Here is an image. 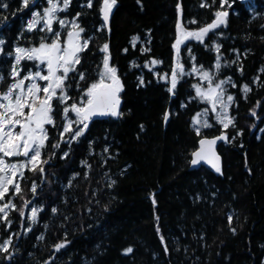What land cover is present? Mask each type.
<instances>
[{
    "label": "trees",
    "instance_id": "16d2710c",
    "mask_svg": "<svg viewBox=\"0 0 264 264\" xmlns=\"http://www.w3.org/2000/svg\"><path fill=\"white\" fill-rule=\"evenodd\" d=\"M32 1L0 0L1 89L15 48L57 29V19L29 27ZM63 1L59 16L78 22L86 45L64 82L68 100L53 98L37 161L4 193L0 264H264V117L254 116L264 114V0H113L109 29L106 0ZM225 9L176 57L179 17L211 25ZM218 56L233 121L198 130L192 119L208 104L195 96L191 58L211 68ZM105 66L119 112L67 127L65 110ZM220 134L221 167L191 169L198 140Z\"/></svg>",
    "mask_w": 264,
    "mask_h": 264
},
{
    "label": "rangeland",
    "instance_id": "374dc122",
    "mask_svg": "<svg viewBox=\"0 0 264 264\" xmlns=\"http://www.w3.org/2000/svg\"><path fill=\"white\" fill-rule=\"evenodd\" d=\"M38 2L39 0H33L31 3L33 10L28 19L29 27L52 26L57 19V29H52V33L48 36L46 34L44 39L33 47L17 46L8 69L10 77L13 78L4 84V89H1L0 81V220L5 217L10 207L4 193L11 183L16 186L15 179L19 178L28 164L37 161L40 148L47 136L46 124L51 123L53 119V98H58L60 102L68 100L64 82L86 45V41L81 37V30L77 27L78 22L75 19L59 16L58 12L64 4L63 0H47L45 4L35 8ZM106 2L107 7L112 9L114 1L106 0ZM191 25L189 22H183L179 17L175 43L176 57L179 56L180 49L190 41L203 40L206 34L217 26V22L214 19L211 25ZM65 26L67 27L63 28ZM55 43L58 44L59 62L56 72L52 75L49 59L50 50ZM188 51L186 49V52ZM25 58L33 61L34 67L28 65L24 69L22 61ZM219 59L220 56L213 67L202 68L195 63L194 58H191L189 69L200 80V84L195 88V96L208 104V108L195 114L192 119L198 130L202 126L212 125V121L222 127L230 125L233 121L230 113L233 95L228 86L230 77L226 75L217 77ZM157 64L156 60L149 63L150 66ZM114 73L113 69L105 66L98 81L84 89L78 98L73 100L71 106L65 110L67 127L72 120L85 124L82 122V116L91 102L93 90L99 84L107 82L118 86ZM254 116L258 121L264 117V114H254ZM35 212L36 208L30 207L31 220ZM6 241L7 239L0 241V246L4 247Z\"/></svg>",
    "mask_w": 264,
    "mask_h": 264
},
{
    "label": "water",
    "instance_id": "95a60500",
    "mask_svg": "<svg viewBox=\"0 0 264 264\" xmlns=\"http://www.w3.org/2000/svg\"><path fill=\"white\" fill-rule=\"evenodd\" d=\"M252 0H240L241 3H247ZM225 14L217 16V20H221ZM112 17V9L104 4L102 10V20L107 29H109ZM49 65L51 74L57 70L59 62L58 44H54L50 50ZM120 110V93L116 86L107 82L99 84L92 93L90 104L84 110L82 122L86 123L90 120L106 118L110 114H117ZM225 138L222 134L216 136H203L197 142V147L192 151L190 158V168L197 169L204 166L210 171L219 169L222 165L223 158L219 151V145Z\"/></svg>",
    "mask_w": 264,
    "mask_h": 264
},
{
    "label": "flooded vegetation",
    "instance_id": "af4514ba",
    "mask_svg": "<svg viewBox=\"0 0 264 264\" xmlns=\"http://www.w3.org/2000/svg\"><path fill=\"white\" fill-rule=\"evenodd\" d=\"M239 1H240V0H239ZM255 1H256V0H252V1L247 2V3H244V4H246V5H252ZM227 6H231V4H228ZM227 12H228V9L222 10L221 13H222V14H225V16H224L221 20H217V19H215L216 22H217V25H218L220 22H223V21L225 20L226 15H227Z\"/></svg>",
    "mask_w": 264,
    "mask_h": 264
}]
</instances>
